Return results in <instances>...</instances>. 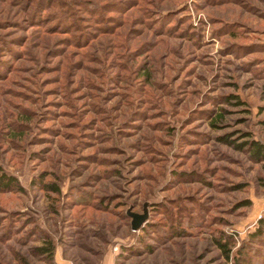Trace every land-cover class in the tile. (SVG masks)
I'll return each mask as SVG.
<instances>
[{
	"label": "rangeland",
	"instance_id": "1",
	"mask_svg": "<svg viewBox=\"0 0 264 264\" xmlns=\"http://www.w3.org/2000/svg\"><path fill=\"white\" fill-rule=\"evenodd\" d=\"M251 140L264 0H0V264H264Z\"/></svg>",
	"mask_w": 264,
	"mask_h": 264
},
{
	"label": "trees",
	"instance_id": "2",
	"mask_svg": "<svg viewBox=\"0 0 264 264\" xmlns=\"http://www.w3.org/2000/svg\"><path fill=\"white\" fill-rule=\"evenodd\" d=\"M241 148H249L251 156L254 157L257 160H264V143L261 141L251 140L249 142L242 143L241 145H238ZM19 183L17 181V178L13 175L5 172L2 168H0V190H12V189H18ZM263 230L260 228L258 231L252 234L254 239H260L263 238ZM219 245L222 247V249L225 250L228 254V258L230 257V249H228L229 245L227 241H219ZM41 250H44L46 253L53 254V246L52 244L46 247H43Z\"/></svg>",
	"mask_w": 264,
	"mask_h": 264
},
{
	"label": "water",
	"instance_id": "3",
	"mask_svg": "<svg viewBox=\"0 0 264 264\" xmlns=\"http://www.w3.org/2000/svg\"><path fill=\"white\" fill-rule=\"evenodd\" d=\"M133 217H134L133 228L138 229L147 218V213L144 214L133 213Z\"/></svg>",
	"mask_w": 264,
	"mask_h": 264
}]
</instances>
